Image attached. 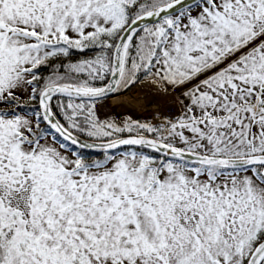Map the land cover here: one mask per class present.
<instances>
[{"label":"snow or ice","instance_id":"6c2138e0","mask_svg":"<svg viewBox=\"0 0 264 264\" xmlns=\"http://www.w3.org/2000/svg\"><path fill=\"white\" fill-rule=\"evenodd\" d=\"M0 264H264V0H0Z\"/></svg>","mask_w":264,"mask_h":264}]
</instances>
